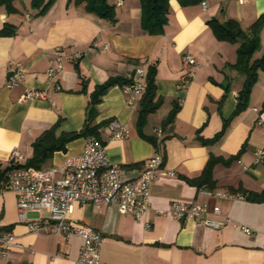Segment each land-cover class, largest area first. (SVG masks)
<instances>
[{
    "label": "crops",
    "instance_id": "crops-1",
    "mask_svg": "<svg viewBox=\"0 0 264 264\" xmlns=\"http://www.w3.org/2000/svg\"><path fill=\"white\" fill-rule=\"evenodd\" d=\"M202 1L183 7L169 0L161 35L142 29L139 0H122L120 5L108 0L114 5V22L67 0H55L43 15H37L30 0L14 1L15 11L10 13L0 7V169L13 149L25 163L33 155L32 144L46 133L55 140L79 131L87 121L102 124L98 139L105 144L109 162L120 168L122 181L135 179L156 150L163 157L144 216L121 214L115 205L97 210L90 203H74L68 220L90 226L104 237L102 264H264V201L218 195L264 191V163H253L254 152L264 147V127L258 123L259 116H264V70L257 72L245 109L232 116L244 81L232 67L238 44L217 40L208 25L211 20L233 19L246 29L264 14V0ZM93 42L96 48H91ZM56 48L65 56L59 89L50 88L46 99L19 101L23 87H44L45 71ZM184 53H190L196 65L181 91L177 86L186 71L181 63ZM262 57L264 28L252 59ZM9 61L22 63L26 74L24 85L12 90L5 86ZM136 67L146 71L154 67L155 98L160 100L141 127L137 120L144 94L137 95L131 106L129 95L118 84L88 110L97 87L125 77ZM111 120L127 124L124 139L110 138L107 124ZM158 128L164 135L156 146L153 139ZM84 139H73L64 150L53 151L41 169L80 155ZM210 160L215 162L203 186L209 193L202 194L197 179ZM194 200L209 209L219 207L220 215L208 217L222 222L220 228L190 218L175 219L168 213L172 202ZM43 216L25 215L28 221ZM0 229L10 231L23 247H11L3 264H76L82 239L30 233L18 221L11 191L0 192Z\"/></svg>",
    "mask_w": 264,
    "mask_h": 264
},
{
    "label": "built area",
    "instance_id": "built-area-1",
    "mask_svg": "<svg viewBox=\"0 0 264 264\" xmlns=\"http://www.w3.org/2000/svg\"><path fill=\"white\" fill-rule=\"evenodd\" d=\"M241 1V0H239ZM118 5L122 0H116ZM205 2L201 5L204 7ZM93 42L91 48H96ZM107 49V45L102 46ZM80 58V54H74ZM64 54L61 48L55 49V54L49 60L45 71L43 88L23 87L18 97L21 102L33 99H46L50 88L59 89L58 77L63 70ZM181 63L186 70L178 89H185L189 79L193 76L196 65L195 58L190 53L181 56ZM10 67L5 86L14 89L23 86L26 74L23 65L17 61H9ZM127 82L121 85L122 91L129 95V105H133L134 98L146 91V70L136 67L124 77ZM258 123L264 127V116H259ZM112 140L124 139L128 134V126L117 120L107 124ZM163 130L155 129L154 142L159 146L163 142ZM23 158L16 149L8 157L6 165L23 164ZM254 164L264 163V147L256 150L253 157ZM163 166V157L156 150L144 162L141 173L131 181H122L120 168L109 162L105 144L94 136L84 139L83 150L80 155L67 158L61 165L49 169L12 168L0 176V192L11 191L16 196L17 217L24 223L27 230L33 234L54 235L68 237L79 236L82 239L80 252L75 260L76 264H102L101 248L104 237L87 225L73 224L68 220L73 212L75 202L90 203L97 210L105 205H115L121 214H130L134 218L144 216L150 209V188L157 173ZM57 176V177H56ZM199 193H209L203 187ZM223 198H241L239 194H218ZM44 213L45 216L28 221L26 213ZM165 214V211H159ZM175 219L190 218L206 226L218 229L222 222L212 220L208 214L220 215L219 207L209 209L205 204L194 201L172 202L168 210ZM250 234L248 228H242ZM11 247L23 249L15 242V236L6 230L0 229V264H3L6 252Z\"/></svg>",
    "mask_w": 264,
    "mask_h": 264
},
{
    "label": "trees",
    "instance_id": "trees-1",
    "mask_svg": "<svg viewBox=\"0 0 264 264\" xmlns=\"http://www.w3.org/2000/svg\"><path fill=\"white\" fill-rule=\"evenodd\" d=\"M16 0H0V7H3L8 13L15 11L13 2ZM181 6L194 5L202 0H176ZM55 2V0H30L31 6L37 10V15H43ZM73 3L74 5H83L84 10L89 13H93L101 19L108 20L110 22L115 21L114 5L110 4L108 0H67V3ZM141 5V27L150 35H161L163 33L164 26L167 23V15L169 12V0H139ZM213 35L217 40L226 41L232 44L237 43L236 60L232 67L244 76L242 88L238 92L237 102L232 116L239 114L247 106L249 94L251 88L254 85L259 70H264V57L260 59H252L253 53L259 47V33L264 28V14H261L255 22H253L248 28L243 29L240 24L233 19H228L222 23L216 20L208 22ZM127 80L123 78L110 79L104 85L96 88L95 93L88 105L90 111L100 101V96L112 85H123ZM160 104V100L155 98V85H154V67H149L146 71V91L140 102V108L138 112L137 125L141 127L144 124L145 117L153 112ZM179 108L177 105L173 111L176 112ZM172 116V115H171ZM171 120V118H169ZM170 122V121H169ZM102 124L92 125L90 122H86L84 126L79 130L71 133H64L58 139L48 138L46 133L43 138L36 140L32 144L33 155L23 164L6 165L3 169H0V176H2L7 170L12 168H41V163L55 150H64V146L67 142L79 138L94 136L98 138V129ZM222 133V132H221ZM220 133L217 134L213 140L220 137ZM154 142V139H153ZM155 144V142H154ZM210 160L203 170L202 175L197 179L199 188L206 185L210 177V169L213 165ZM242 198H248L253 202L264 201V191L260 193L256 192H243Z\"/></svg>",
    "mask_w": 264,
    "mask_h": 264
}]
</instances>
